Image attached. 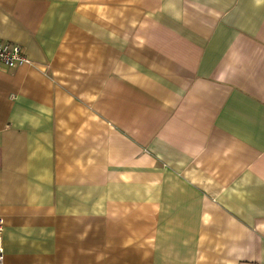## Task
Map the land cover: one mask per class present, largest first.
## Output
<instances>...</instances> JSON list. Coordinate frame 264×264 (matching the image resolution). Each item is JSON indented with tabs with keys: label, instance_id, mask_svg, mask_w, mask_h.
Wrapping results in <instances>:
<instances>
[{
	"label": "crops",
	"instance_id": "1",
	"mask_svg": "<svg viewBox=\"0 0 264 264\" xmlns=\"http://www.w3.org/2000/svg\"><path fill=\"white\" fill-rule=\"evenodd\" d=\"M4 264H264V0H0Z\"/></svg>",
	"mask_w": 264,
	"mask_h": 264
},
{
	"label": "built area",
	"instance_id": "2",
	"mask_svg": "<svg viewBox=\"0 0 264 264\" xmlns=\"http://www.w3.org/2000/svg\"><path fill=\"white\" fill-rule=\"evenodd\" d=\"M23 49L15 44L0 39V66L5 69H14L29 64ZM3 223L0 219V264H4V249L2 244Z\"/></svg>",
	"mask_w": 264,
	"mask_h": 264
}]
</instances>
